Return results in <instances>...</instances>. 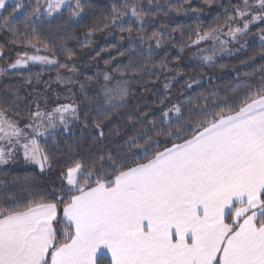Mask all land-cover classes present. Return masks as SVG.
<instances>
[{"label":"snow or ice","instance_id":"snow-or-ice-1","mask_svg":"<svg viewBox=\"0 0 264 264\" xmlns=\"http://www.w3.org/2000/svg\"><path fill=\"white\" fill-rule=\"evenodd\" d=\"M6 5L7 0H0V10ZM148 5L145 8L143 0H118L103 26L126 30L133 48L147 43L151 56L150 42L159 48L168 33L142 34L145 17L154 14L153 0ZM237 5L230 9L233 15L225 25L233 40L247 35L250 25L264 24V0H237ZM65 6L69 20L84 12L82 0H44L43 4L35 0L20 33L12 23L23 8L17 0L13 12L0 17V29L22 36L13 43L39 52L44 40L35 24ZM156 7L164 10L159 4ZM233 24L242 26L233 28ZM134 29L140 33L135 37ZM260 31L264 47V28ZM222 34L219 27L198 31L194 39L189 38L188 47L219 42L211 54L201 56L210 63L217 51L227 50V42L219 39ZM45 50L51 51L46 45ZM29 62L76 71L49 56L27 53L8 68L27 67ZM114 71L120 78L113 82L110 74L104 75L103 102L95 109L96 116L89 120L85 112L83 118L84 128L93 129L100 145L107 142L111 128L106 121L122 114L130 94L128 85L147 66L130 61ZM5 72L0 68V75ZM197 83L192 81L186 88ZM230 91L234 94L224 97L215 92L182 97L170 106L171 97H164L159 101V115L147 107L136 109L134 116H128L134 131L121 135L114 129L110 132L118 137L114 147L96 151L87 164L74 159L60 173L62 184L51 198L30 194L21 207L14 192L0 189V264H264V73L260 83L245 79ZM20 100L15 90L0 96V165L14 160L22 149L25 161L44 171L52 164L37 137L55 138L58 128L71 132L70 121L81 117L72 104L47 112L34 100L35 110L25 125L32 130L29 136L7 111L22 107Z\"/></svg>","mask_w":264,"mask_h":264},{"label":"trees","instance_id":"trees-1","mask_svg":"<svg viewBox=\"0 0 264 264\" xmlns=\"http://www.w3.org/2000/svg\"><path fill=\"white\" fill-rule=\"evenodd\" d=\"M82 2L84 12L75 20H69V9L65 7L51 19L43 15L35 24L39 36L44 40L40 48L60 64L74 66L75 72L58 65L40 64L8 69V65L18 58V54L28 47L23 43L12 42L14 39L22 40V36L0 29V51L3 52L1 60L4 61L6 70L5 74L0 75V96L8 90H15L21 97L19 103L23 105L18 109L9 107V116L22 123L27 122L30 112L35 110L34 100L38 101L42 111L72 100L81 117L79 121H73L71 132L57 130L55 138L47 135L38 141L52 164L45 172L18 167L22 165L19 162L12 168L0 167V189L14 192L22 202L21 207L30 194L48 198L57 195L62 184L60 173L71 166L74 159H82L87 164L96 151L114 147L112 142L118 137L110 135L112 130L119 129L121 135L134 131L128 122V116H134L136 109L147 107L159 115V101L164 97H171L170 106L182 97L214 92L221 97L232 95L234 93L230 90L237 89L238 82L246 79L247 82L260 83L264 73V47L259 39L260 29L264 28V24L259 22L242 38L223 40L227 42V50L217 51L210 63L203 62L201 56L211 54L210 50L214 46L218 48L219 42L214 45L212 41H208L198 47H188L191 43L189 38L194 39L198 31L207 32L217 27L225 30L228 17L233 15L230 9L238 6L237 0H153L154 14L145 17L147 23L142 34L150 35L152 31L165 30L168 34L163 37L159 48L155 47L154 41L150 42L153 45L151 56L147 55V43L133 48L134 42L128 39L126 30L121 32L116 26H103L104 18L110 15L112 4L118 0ZM21 3L23 8L16 13L12 23L14 28L23 33L24 22L32 12L35 0H21ZM143 4L145 8L149 7L148 0H143ZM157 4L164 10H158ZM14 5L8 3L0 17H8L13 12ZM127 19L126 17L125 20ZM2 23L3 20H0V24ZM125 27L127 28V24ZM111 30L123 38L121 47H118L116 40L101 42L103 34ZM138 34L140 33L134 29L132 36ZM30 39L35 42L34 38ZM45 45L51 51L45 50ZM201 49L209 51L201 52ZM69 52L72 54L71 59L68 58ZM130 61L146 65L147 71L128 85L130 94L127 103L120 110L122 114H117L116 120L106 121V124H111V128L107 130V142L100 145L93 129L84 128L85 112L89 120L96 116L95 109L103 102L104 75L110 74L114 82L120 78L114 69L123 68ZM165 65L167 70L163 67ZM58 76L60 79H57ZM68 79L72 82L66 83ZM28 80L32 83L28 84ZM192 81L199 83L194 84L192 89H187L186 85ZM165 83L169 84L168 89L164 88Z\"/></svg>","mask_w":264,"mask_h":264},{"label":"rangeland","instance_id":"rangeland-1","mask_svg":"<svg viewBox=\"0 0 264 264\" xmlns=\"http://www.w3.org/2000/svg\"><path fill=\"white\" fill-rule=\"evenodd\" d=\"M20 2H21V0H20ZM40 2H41V4H43L44 0H40ZM72 2L74 3V0H72ZM8 3H10V4H16V3H17V0H7V4H8ZM65 7H67V6H65ZM65 7H64V8H65ZM2 11H3V10H0V14H1ZM57 14H58V13H54L53 16H52L51 18L55 17ZM45 16H46V14H45ZM46 17H47V16H46ZM47 18H48V17H47ZM51 18H49V19H51ZM256 23H258V22H256ZM256 23H255V24H256ZM253 25H254V24H253ZM253 25H250V28H251ZM237 26H242V24H233V25H232L233 28H235V27H237ZM227 31H228V29L226 28V29L224 30V33H225V34L220 35L219 38L222 39V40H233L230 36H228V35L226 34ZM238 37H239V35H238ZM113 40H116V43H117L118 47H121V46L123 45V38H122L121 36H117V35L115 34V32L112 31V30H111V31H107V32H105V34H103V36L101 37V42H108V41H113ZM24 53H27L28 55H42V56L46 55V56H48V55L44 52V50H43L42 48H40V51L37 52L35 49H33V48H31V47H28L26 51H24V52H22V53H20V54H18V55H22V54H24ZM49 57H50V56H49ZM18 58H19V56H18ZM50 58H52V57H50ZM16 59H17V58H16ZM16 59H15V60H16ZM15 60L13 61V63L15 62ZM30 64H34V63L29 62L28 65H30ZM35 64H39V63H35ZM40 65H46V64H40ZM4 66H5V65H4V61H2V60H1V57H0V68H3V69H4V68H5ZM7 68H8V67H7ZM8 69H10V68H8ZM64 104H72L73 106L76 107V104H75L72 100H68V101H65V102H61V104L55 105L54 107H52V108H50L49 110H46V111H47V112H51V111H53L57 106L64 105ZM14 120H15V119H14ZM16 121H17V120H16ZM18 123H19L20 128L24 129L25 132H26L29 136H31V135L33 134L31 129H27V128H25V125H27V124L29 123V120H28L27 122H23V123L18 121ZM70 124H73V121H70ZM61 129H62V128H58L57 130H61ZM45 136H47V135H45ZM45 136L37 137L38 141H39L41 138L45 137ZM22 143H23V141H22ZM18 162H19V164H21V162H22V165L18 166V167H21V168H34V169H36V170L39 171V172H45V171L48 169V168L46 167L44 171H41V170H40V167H39L38 164H35V163H32V162L25 161V159H24V157H23V150H22V149H19V150L17 151L14 160L10 161L7 165H0V167H1V168H12V167H14L15 164H17Z\"/></svg>","mask_w":264,"mask_h":264},{"label":"crops","instance_id":"crops-1","mask_svg":"<svg viewBox=\"0 0 264 264\" xmlns=\"http://www.w3.org/2000/svg\"><path fill=\"white\" fill-rule=\"evenodd\" d=\"M21 164H22V162H21Z\"/></svg>","mask_w":264,"mask_h":264}]
</instances>
